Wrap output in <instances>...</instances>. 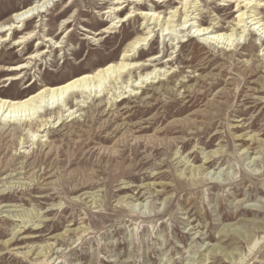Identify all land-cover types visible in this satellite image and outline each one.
Returning a JSON list of instances; mask_svg holds the SVG:
<instances>
[{"label": "rangeland", "instance_id": "1", "mask_svg": "<svg viewBox=\"0 0 264 264\" xmlns=\"http://www.w3.org/2000/svg\"><path fill=\"white\" fill-rule=\"evenodd\" d=\"M31 1L0 0V21ZM104 2L59 0L43 13L42 21L39 17L26 21L13 36L38 23L37 37L25 44L23 55L17 47H0V64L23 62L43 34L54 40L64 36V46L35 61L21 81L0 88V95L22 97L38 88L36 81L23 90L34 79L57 84L115 61L131 40L146 31L149 37L138 49V59L149 63L148 70L156 65L154 72L178 74L161 76L174 92L162 95L147 87L141 95L125 93L128 97L117 108L105 99L92 117L71 121L65 112L62 126L59 120L41 138L47 140L36 144L23 133L12 142L0 138V264H264L263 35L247 26L242 33L245 39L237 46L235 42L228 47L209 46L194 29L175 30L174 36L183 37L173 39L164 35L160 25H150L133 13L112 33L97 35L96 41L82 39L110 24L101 15L109 1ZM144 3L159 6L157 10L167 17L181 0ZM196 5L190 22H218L220 28L235 22L236 3L197 0ZM130 7L121 8L119 16ZM260 11L264 14V7ZM67 18L72 21L64 31ZM155 54L160 57L150 62L148 58ZM6 73L0 72V78ZM137 75L134 70L131 81ZM110 81L104 85L110 94L115 87L124 89L118 77ZM181 83L192 88L186 92ZM111 111H117V116ZM195 112L199 116L193 118L194 126H184L183 132L163 131L173 120ZM125 116H129L126 121ZM157 120L161 121L141 133L132 127ZM131 133L152 136L155 146L145 148L143 138L142 145L135 146ZM218 148L223 155L215 166L204 165L195 183L179 176L182 167L173 158L176 151V157L181 155L197 166L207 152ZM8 181L29 185L4 189ZM148 183L152 193L140 198ZM138 202L143 205L134 206ZM25 213L31 221H25ZM242 232H247L246 239L238 235ZM254 240L257 245L251 250ZM48 244H52L49 250L37 253Z\"/></svg>", "mask_w": 264, "mask_h": 264}, {"label": "bare ground", "instance_id": "2", "mask_svg": "<svg viewBox=\"0 0 264 264\" xmlns=\"http://www.w3.org/2000/svg\"><path fill=\"white\" fill-rule=\"evenodd\" d=\"M56 1L59 0H32L28 5L11 12L6 21H0V47H6V49H12L17 47V51H19L20 55H23V49L25 47V44L28 43V41L32 37L36 36L39 33V30L37 31L36 29L38 23L35 24V28L29 31L21 32L16 37L13 35L17 31H22L24 29L23 26L25 25V22L33 17H39V20L42 21L44 18L43 13H46L48 11V8L51 9L50 6L54 5L53 3ZM105 1L106 2L104 3H107V1L109 2L107 3V7L102 10L101 15H106V19H110V24L108 23V26H103L99 32L96 31V34L94 33L91 37H88L89 34H87L85 38L82 39H90L96 41L97 39L95 37L97 35H106L112 33V31L117 27V24L128 20L133 13L134 15H140L143 19L146 20V23L150 21L148 23L150 25H160L162 31L166 30V32H164V35H169L172 38L174 37L173 39H175L176 37L178 39L183 37V35L174 36L173 33L175 30L178 32L185 33L187 30L188 32H191L192 29H194V32H197L196 36L201 37L202 41L208 44L209 46H213L214 44H220L226 45V47H228L233 45V42H235V45L237 46L241 38L245 39L246 34L243 35L242 33L245 31V28L247 26L248 28L249 26H251V31L255 29L259 32V36L263 35L262 37H264V14H262V12L260 11V8L264 7V0H219L220 2H233V4L236 3L237 15L235 18V22L230 26V28H228L229 26L226 28H220L218 25H216L218 22H216V24L214 25H205V20H197L195 22H190L193 18H195V16H190L192 13H194V11L197 10V0L195 1V3L191 2L194 0H181V5H179V7L176 6L170 9L167 17H165V15H162L161 11L157 10L158 8H160L159 6H147L144 3L145 0ZM127 5H130V8L132 10H129L125 14V16H119L118 13L121 8L125 6L127 7ZM63 21L64 22L62 23V25L65 24V26L63 27L61 25L60 27H63L64 31H67L68 29L66 28V25L72 20L69 21L67 18ZM172 22L177 23L176 25H173ZM188 22L190 23L186 28H184L185 24ZM177 25H179L180 27L175 29ZM60 32L63 31L60 30ZM148 34L149 31H146V33L131 40L127 45V48L122 52L121 56L115 61H109L101 66H98L95 69H90V71L82 72L65 80L64 82H60L57 84H47L44 81L41 82V80L39 79H34V81L28 82V84L24 86L23 90L32 87L36 81H39L35 84L38 85V88L34 92L22 97L0 95V138H2V140L12 142L19 134L23 133L24 135L27 134L28 137L32 138L31 140L33 141V143L36 144L37 142L47 140H41V138L48 135L50 131L49 129H53L54 126L57 127L55 124L59 120H61V122L60 124H58V126H62L63 121L65 120V118L63 119V113L65 112H68L66 118L71 116L69 121L75 119L78 116L89 115L92 117L93 110L99 111V108L102 107L101 104L104 102L105 99L109 100L108 102L111 104V106L115 105L117 108L119 105L118 103L122 101L125 97L133 96L137 93H140L141 95L143 94V90L147 87H151L152 89L161 92L162 95H171V93L174 92L172 87L169 85L168 82H165V78H162L161 76H164L166 77V79H168L169 75L172 72H169L167 70L159 72L158 70L161 69V67L158 68V72H154L157 67L156 65H154L152 70H148L146 68V65H149V63H145L144 61L138 59V49L144 45L145 41L148 40ZM38 39L39 40L35 45V51L30 52L26 56H24L23 62L10 65L0 64V72H7L4 76L0 78V88L8 87L15 81H21L23 77H25L24 72L26 70L32 69L34 65L33 63H35V61L43 59V57H45L48 53H51L53 49H61L64 46V36L60 40H54L52 36L49 37V35L43 34L41 35V37H38ZM181 41L184 40L181 39L177 43ZM146 43L147 42H145V44ZM40 45H44V48H39ZM159 57V54H155L149 57L148 60L151 62L157 60ZM169 59L170 58H168L167 60ZM134 70H138V75L136 77L134 76L135 79L131 81V73H133ZM126 75L130 76L128 80H124ZM175 76H178V74L173 75L172 73V77ZM116 77H118V79H121L120 82L122 83V87H124V89H120L119 91H117L119 87H115V90L112 91V93L110 94L109 91H111V89L106 90L104 85L109 82L112 78L113 80H111L110 82H114ZM156 78L157 80H155ZM262 84L264 85V76L262 78ZM180 87L183 88L186 92L190 90V88H192V86H189L186 83H181ZM126 88L129 90H127ZM222 89L218 92V94H222ZM125 93H128V96H125ZM109 94L111 96L108 98L106 95ZM60 100H62L61 103ZM74 108L76 109L74 110ZM78 111L79 114L76 115ZM111 112L115 115L117 114V111ZM198 116L199 113L195 112L194 114H191V116L175 119L168 126H166L163 131L169 132L174 129H179V132H183L184 126L191 127L195 125L193 118ZM128 118L129 116H125L122 118V120L126 121L128 120ZM158 121L160 122L161 120H157L153 124H148V126H142V123H138L132 127L134 128V130L141 133L152 129V127ZM39 132L43 133V135L38 136L37 133ZM131 134L133 140L135 141V146L142 145V138L145 148L147 145H149L150 147L155 146V144L151 141L152 136L141 137L140 135H135L134 133ZM250 138L253 140H257L254 135H250ZM159 144H161V142ZM222 153L223 150L220 148L213 149L207 152L203 157V163L197 166H194L193 163H188L189 159L186 160L181 155L176 157L178 151L173 154V158L174 160H176V163L180 167H182L179 176L185 175L188 180L195 183V181H197L195 179L198 177V175L202 174L203 171H205L204 165H206L207 168L212 165L215 166L217 163L216 159L221 158V156L223 155ZM194 159L198 160V157L195 156ZM7 184L8 185L4 189H11L12 187L18 188L23 185H29V183L19 184V182L13 183L11 181H8ZM143 189L145 190V192H143L142 195L139 196L140 198H142L147 193L149 195L152 193L150 183L146 184ZM139 197H137L135 200H138ZM94 203H96V201ZM138 205H143V203L138 202L134 204V206L136 207H138ZM27 216L28 214L25 213L26 218ZM31 220L32 219L29 217L25 221L29 222ZM80 229L84 231L82 227H80ZM238 235H241L244 239L248 237L247 232L238 233ZM52 244L39 247V251L37 253L42 255L41 252L44 251V254L47 250H49V248H51ZM256 245L257 240H254L252 243L250 242L249 248L253 250ZM28 252H30V250L25 252V255ZM227 257L230 258V256ZM46 259L47 258H45V260Z\"/></svg>", "mask_w": 264, "mask_h": 264}]
</instances>
